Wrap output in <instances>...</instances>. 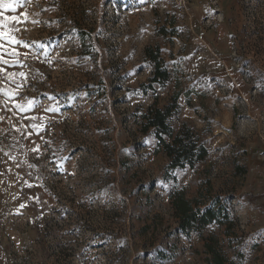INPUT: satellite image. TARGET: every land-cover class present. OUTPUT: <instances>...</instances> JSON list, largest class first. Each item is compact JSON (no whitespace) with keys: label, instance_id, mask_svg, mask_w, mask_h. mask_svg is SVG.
Listing matches in <instances>:
<instances>
[{"label":"rangeland","instance_id":"374dc122","mask_svg":"<svg viewBox=\"0 0 264 264\" xmlns=\"http://www.w3.org/2000/svg\"><path fill=\"white\" fill-rule=\"evenodd\" d=\"M4 15L18 17L7 31L27 47L0 41L4 58L23 65L0 62V264H213L207 242L226 264H264V189L252 183L264 179V165L243 174L237 168L251 169L234 148L255 140L264 151V113L259 125L244 121L240 102L223 141L209 116H194L190 128L209 156L176 171L154 130L140 132L139 119L156 96L161 108L178 101V87L179 94L199 87L195 95L209 110L208 83L196 75L211 54L230 59L246 88L239 98L249 94L264 105V0H25ZM220 23L229 46L221 35L216 43L204 39ZM148 47L160 49L171 74L163 86L149 87ZM219 94L234 93L226 87ZM23 98L35 101L26 113L14 107ZM53 106L58 111H45ZM178 106L174 131L184 124ZM31 116L37 119H22ZM21 124L23 134L13 128ZM179 191L207 205L221 200L224 224L178 231L171 196ZM253 193L254 204L241 198Z\"/></svg>","mask_w":264,"mask_h":264},{"label":"trees","instance_id":"16d2710c","mask_svg":"<svg viewBox=\"0 0 264 264\" xmlns=\"http://www.w3.org/2000/svg\"><path fill=\"white\" fill-rule=\"evenodd\" d=\"M173 31V30H172ZM163 34H167L165 28L161 29ZM146 56L154 64V74L150 80L149 87L153 85H165L171 77L170 72L165 67V62L160 54V49H146ZM177 99L172 105L161 108L158 104V97H155L153 105L148 107L139 119L140 132L147 134L154 130L157 139V146L169 160L168 168L172 171L177 169L194 168L196 164L205 161L209 156V151L201 142L200 137L187 124H182L178 131H174L171 125V118L179 110ZM247 173L243 167L237 168ZM241 198L250 202L256 201L253 194H242ZM172 208L177 220L178 231L189 234L193 229H204L211 224H224L228 214L225 212L221 200L216 199L212 204L200 203L197 199H188L186 195L179 191L171 196ZM207 242V241H206ZM206 252L212 255L213 264H226L227 259L210 242L206 243Z\"/></svg>","mask_w":264,"mask_h":264},{"label":"crops","instance_id":"0c3cea01","mask_svg":"<svg viewBox=\"0 0 264 264\" xmlns=\"http://www.w3.org/2000/svg\"><path fill=\"white\" fill-rule=\"evenodd\" d=\"M205 11V9H204ZM200 18V15H198ZM202 16V15H201ZM201 25V24H199ZM201 32L206 30L203 27H200ZM209 34L206 36L204 35V39H208L209 41H213V43H216L214 39L218 38L219 35H221L224 44L228 45L230 44V38L226 36L225 29L223 23L218 24L217 29L215 31L208 32ZM216 46V44H215ZM203 62H205V68L199 69L196 75L197 80L201 78L203 81L206 80L208 83L209 91L211 94L208 95L209 102L210 103V109H204L205 103L202 101V97L199 94V96H196L195 93L200 92L199 87L198 88H184L181 94V88H177L178 93L176 94L178 96L177 104L180 105V111H179V117H182L183 122L187 124L189 127L193 125L194 116H198L203 121L205 120L206 115L209 116L208 122H210L212 129L214 130V133L216 136H218L219 141H223L224 137L226 138L228 135V129L231 127V125L235 122L234 115H239L240 111V102H243L246 104L244 109L246 108V114L240 115L242 116L241 119L244 121H258L262 120V115L264 113V105L261 104V102L253 98L252 96L247 95V97H242L243 99L239 98V90L240 92H246V88L241 84H237V80L239 82V78L237 76V73H235L233 70L229 69L231 68V62L228 57H217L213 56L212 54L208 56L207 58L203 59ZM236 79V80H235ZM197 87V86H194ZM228 88V90L233 91L232 99H227L223 95L219 94L221 88ZM192 90V93L190 92ZM193 95L194 99L197 101V103H194V99L190 101L188 99V102L186 103V99L188 96ZM231 95V94H230ZM221 98V99H218ZM213 100V103H212ZM241 100V101H240ZM191 104V106L189 105ZM213 105V106H212ZM239 116V117H240ZM238 118L236 122L239 120ZM240 125V124H239ZM244 125V124H243ZM241 124V126H243ZM230 136V135H229ZM228 138V137H227ZM252 142V143H251ZM250 143L242 142L239 144V146H235L234 148L236 150H241L242 158L245 159V162L248 167L251 170H247V174H252L253 169L255 167L261 168V166L264 165L263 159H258L261 156H264V151L262 150L261 145L259 144V141H251ZM230 144H235L233 141H230ZM233 149V148H232ZM240 152H236L235 154H239ZM234 154V153H233ZM256 175V173H254ZM252 183L255 185L258 189H264V179L262 177L252 179ZM259 201V200H258ZM254 204V202H253ZM259 204V203H258ZM248 209L251 211L250 207L251 204H247ZM254 206V205H253ZM253 212V211H252ZM262 211L260 209H256L253 213L256 215L258 213H261ZM243 213V212H241ZM240 214V213H239ZM240 216V215H239Z\"/></svg>","mask_w":264,"mask_h":264},{"label":"snow or ice","instance_id":"6c2138e0","mask_svg":"<svg viewBox=\"0 0 264 264\" xmlns=\"http://www.w3.org/2000/svg\"><path fill=\"white\" fill-rule=\"evenodd\" d=\"M25 6V0H0V9H2L3 11H0V17H2V20H0V29H5L4 31H0V41H4L6 40L7 43L9 45H13V44H21L24 47H27V45L23 44V41L17 40L14 36L9 34V31H7L9 24L11 22H19L18 21V17L17 16H7L4 15V12H15L17 7H24ZM27 18V14L25 13V19ZM33 23H36V21H33ZM13 31H16L18 29L13 28ZM4 48V44L0 43V49ZM4 53L0 52V62H2L4 65H7L9 67H14V66H23V65H19V61L15 60L13 62H10L8 59L4 58ZM11 56L13 57H18L20 55L19 52L15 51L14 49L11 51L10 53ZM5 72V68L0 67V73ZM17 75V73L12 72V73H7L8 77H15ZM19 76L21 77H25V74L23 72L19 73ZM18 88L19 85L17 86V90H14L12 93H6V95L9 97V99L14 98L15 95L18 94ZM24 100H26V104L25 103H14V107L17 109L18 112L20 113H26L29 112L33 109V107H35V101L28 99V98H23ZM54 99V98H53ZM7 103L8 101H5V108L6 110H11L7 108ZM45 111H58V108L53 106L50 107L48 109H45ZM27 118L30 120L35 121L37 119V117L35 116H31V117H22V119ZM5 117L4 116H0V120H4ZM11 119V118H9ZM42 119V118H41ZM30 127L37 132V134L39 133V131L41 130V126L38 124H31ZM13 128L15 129V131L17 132H21V129H24L25 126L23 124H21L20 127H16L15 125H13ZM21 134H23V132H21ZM38 146L36 149H33V151H38ZM4 155H8L7 152L4 153ZM12 160H15V157H9ZM19 166V165H17ZM29 167H31V165H29ZM10 171V169H9ZM2 174V173H0Z\"/></svg>","mask_w":264,"mask_h":264}]
</instances>
